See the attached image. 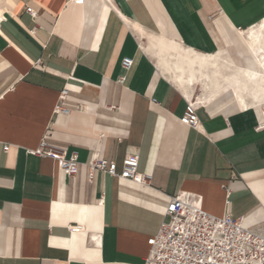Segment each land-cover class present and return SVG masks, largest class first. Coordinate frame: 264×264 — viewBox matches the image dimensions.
Returning <instances> with one entry per match:
<instances>
[{
  "label": "crops",
  "instance_id": "0c3cea01",
  "mask_svg": "<svg viewBox=\"0 0 264 264\" xmlns=\"http://www.w3.org/2000/svg\"><path fill=\"white\" fill-rule=\"evenodd\" d=\"M0 4V264H143L179 194L264 235V104H241L223 76L203 84L211 68L183 58L256 71L246 35L264 0ZM188 103L197 128L180 121ZM41 141L77 153L76 173L31 155ZM128 155L149 182L90 176V161L119 172Z\"/></svg>",
  "mask_w": 264,
  "mask_h": 264
},
{
  "label": "built area",
  "instance_id": "2783aa9c",
  "mask_svg": "<svg viewBox=\"0 0 264 264\" xmlns=\"http://www.w3.org/2000/svg\"><path fill=\"white\" fill-rule=\"evenodd\" d=\"M82 3L83 0H69ZM31 12L30 8L26 9ZM123 69L132 66V59L123 58ZM125 78L119 79L123 84ZM67 94L60 92V100ZM55 112L67 113L64 108ZM180 121L192 128L198 127L196 107L188 103ZM7 147L5 146L4 149ZM31 155L53 158L58 167L70 177L76 173L77 153H67L49 147L41 141ZM137 155H128L122 161L118 172L114 162L95 159L88 163L90 176L96 170L110 176L119 177L139 184L149 182L148 175L138 172ZM148 253L143 264H264V235L255 230L245 229L240 221L230 215L213 216L203 211L192 200V196L179 194L170 198L159 228L147 240Z\"/></svg>",
  "mask_w": 264,
  "mask_h": 264
},
{
  "label": "bare ground",
  "instance_id": "6f19581e",
  "mask_svg": "<svg viewBox=\"0 0 264 264\" xmlns=\"http://www.w3.org/2000/svg\"><path fill=\"white\" fill-rule=\"evenodd\" d=\"M246 42L252 55L257 59L258 66L260 65V69L256 71L250 72L243 67H239L228 57L221 56L219 53L218 55H210L208 57H203L204 55L190 57L189 53L184 52L183 58L190 72L194 71L192 69L194 64L198 66L199 70L209 66L212 70L213 77L208 78L205 74H201V78H207L208 82L211 83H218L220 73L223 69L229 72L228 75H223V78L231 85L241 104H245L246 100L255 105L264 104V19L248 31ZM202 79L201 81L204 84L205 79Z\"/></svg>",
  "mask_w": 264,
  "mask_h": 264
},
{
  "label": "rangeland",
  "instance_id": "374dc122",
  "mask_svg": "<svg viewBox=\"0 0 264 264\" xmlns=\"http://www.w3.org/2000/svg\"><path fill=\"white\" fill-rule=\"evenodd\" d=\"M252 60H253V62L250 64L251 65V68L249 67L247 69H249V70H257V62H256V60H255V58L253 56H252ZM223 70H222L223 72L221 71L220 76L228 75L229 74L225 69H223ZM224 83H226V82H224Z\"/></svg>",
  "mask_w": 264,
  "mask_h": 264
}]
</instances>
